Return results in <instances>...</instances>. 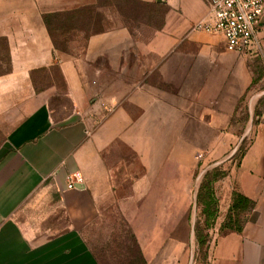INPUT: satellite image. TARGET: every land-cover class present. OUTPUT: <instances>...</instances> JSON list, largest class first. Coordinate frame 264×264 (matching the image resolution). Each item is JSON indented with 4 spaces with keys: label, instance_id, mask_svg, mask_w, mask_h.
I'll return each instance as SVG.
<instances>
[{
    "label": "crops",
    "instance_id": "0c3cea01",
    "mask_svg": "<svg viewBox=\"0 0 264 264\" xmlns=\"http://www.w3.org/2000/svg\"><path fill=\"white\" fill-rule=\"evenodd\" d=\"M210 2L0 0V264H100L85 234L118 193L117 141L145 212L165 182L197 197L200 158L230 162L205 264H264V13L253 52H230L193 31ZM238 195L240 231L224 227Z\"/></svg>",
    "mask_w": 264,
    "mask_h": 264
},
{
    "label": "rangeland",
    "instance_id": "374dc122",
    "mask_svg": "<svg viewBox=\"0 0 264 264\" xmlns=\"http://www.w3.org/2000/svg\"><path fill=\"white\" fill-rule=\"evenodd\" d=\"M5 126L0 128V140L7 131V124ZM244 149L245 143L236 158L243 154ZM106 156L115 175L118 193L111 197V204H108L102 218L85 234L100 264L207 263L219 219L215 184L228 174L230 162L218 166L205 165V159L200 158L193 185L198 189L197 197L188 196L189 180H182L179 186L171 181L165 182V188L159 190L163 197H149L145 212L144 206L136 205L132 193L134 181H131V175L142 169L136 161L137 151L123 141H117L106 151ZM155 199H159L158 206L152 204ZM153 208L154 212L151 211ZM146 216L148 221L139 219ZM232 218L235 225L232 227H237L239 217L232 214Z\"/></svg>",
    "mask_w": 264,
    "mask_h": 264
},
{
    "label": "built area",
    "instance_id": "2783aa9c",
    "mask_svg": "<svg viewBox=\"0 0 264 264\" xmlns=\"http://www.w3.org/2000/svg\"><path fill=\"white\" fill-rule=\"evenodd\" d=\"M264 13V0H211L209 14L197 22L193 31L222 34L227 50L250 54L258 46L256 25ZM83 180L69 177V189Z\"/></svg>",
    "mask_w": 264,
    "mask_h": 264
},
{
    "label": "trees",
    "instance_id": "16d2710c",
    "mask_svg": "<svg viewBox=\"0 0 264 264\" xmlns=\"http://www.w3.org/2000/svg\"><path fill=\"white\" fill-rule=\"evenodd\" d=\"M220 179H222V178H220ZM200 192H201V190L199 191V193ZM250 207H251V203L247 199H245L244 197H242L240 195L236 196V201H235V204H234V210H235L234 214H236L237 218L239 217L238 226L237 227H232V226H235V225H233V218H232V214L233 213H230V215L228 216L225 228H236L238 231H240L242 229V224H243V218L242 217L245 215V212ZM234 223H235V220H234Z\"/></svg>",
    "mask_w": 264,
    "mask_h": 264
}]
</instances>
